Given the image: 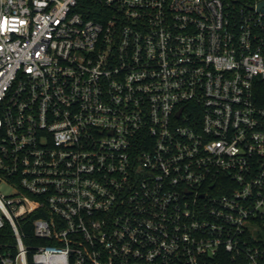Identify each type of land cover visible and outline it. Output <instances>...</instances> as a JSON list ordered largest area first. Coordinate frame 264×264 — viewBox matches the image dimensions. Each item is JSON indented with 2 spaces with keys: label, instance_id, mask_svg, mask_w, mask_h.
I'll return each instance as SVG.
<instances>
[{
  "label": "built area",
  "instance_id": "1",
  "mask_svg": "<svg viewBox=\"0 0 264 264\" xmlns=\"http://www.w3.org/2000/svg\"><path fill=\"white\" fill-rule=\"evenodd\" d=\"M0 264H264V0H0Z\"/></svg>",
  "mask_w": 264,
  "mask_h": 264
},
{
  "label": "trees",
  "instance_id": "2",
  "mask_svg": "<svg viewBox=\"0 0 264 264\" xmlns=\"http://www.w3.org/2000/svg\"><path fill=\"white\" fill-rule=\"evenodd\" d=\"M29 231H30L29 236H31V228L28 230V233H29ZM24 243L27 245V247H29V248H33V246H31V245L34 244L32 238H27V239H25V242H24Z\"/></svg>",
  "mask_w": 264,
  "mask_h": 264
},
{
  "label": "rangeland",
  "instance_id": "3",
  "mask_svg": "<svg viewBox=\"0 0 264 264\" xmlns=\"http://www.w3.org/2000/svg\"><path fill=\"white\" fill-rule=\"evenodd\" d=\"M1 190L5 191V192H8V190L6 188H1Z\"/></svg>",
  "mask_w": 264,
  "mask_h": 264
}]
</instances>
